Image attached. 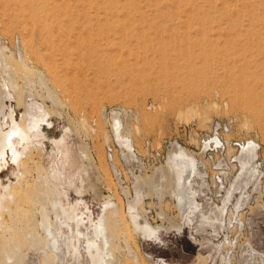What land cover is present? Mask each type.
<instances>
[{
	"label": "rangeland",
	"instance_id": "rangeland-1",
	"mask_svg": "<svg viewBox=\"0 0 264 264\" xmlns=\"http://www.w3.org/2000/svg\"><path fill=\"white\" fill-rule=\"evenodd\" d=\"M119 1L118 12L104 15L92 4L97 0H0V34L7 38L18 35L26 58L21 64L19 57L9 56L8 63L21 89L28 75L34 81L35 94L54 113V126L46 130L48 137L60 138L68 132L82 167L77 185L82 188L86 206L95 220L103 215L106 203L117 204L123 211V222L119 223L107 213L114 236V256H107V264H155L156 258H162L156 264H201L199 256L206 258L205 264H264V178L257 183L252 176L241 179L240 189L235 188L227 202L225 227L215 223L219 235L186 229L175 232L171 225L179 221L180 215L166 166L169 141L178 140L200 153L201 139L217 119L229 124L230 131L225 135L228 139H257L264 165V120L251 110L261 102L253 103L244 89L224 79L225 74H257L264 78V0H256L261 4L258 12L245 7V0H184L189 4L183 3V7L179 6L180 0H134V6L132 0ZM195 1L205 6H192ZM204 1H217V8L208 7ZM33 2L35 6H46L52 14L47 15L52 31H41V22L32 15ZM123 6H129V10ZM107 40H113L112 45ZM165 74L185 75L177 84ZM257 104L255 108L260 109L262 103ZM115 107L128 111L114 114L121 121V139L113 131L114 116L107 115ZM191 110L194 115L189 114ZM122 139L135 148V171L128 168L131 158L126 155ZM108 143L115 145L113 162L118 173L107 158ZM50 149L49 139H45L44 148L34 150L31 161L20 168L29 174L23 184L31 187L36 206L22 203L29 212L24 213L26 222L17 224L18 244L13 233L0 232V264H57L49 238L39 226V211L43 206L49 209V200L59 198L68 208L70 203L78 202L80 194L72 190L69 199L59 197L39 178ZM228 152H239V157L242 150L229 147ZM204 160L205 179L213 184L214 163ZM230 162L225 158V195L242 170L241 164ZM12 171L13 166H9L0 173V190L2 183L15 180ZM197 181L201 184L200 179ZM47 189L51 196L41 197L39 190ZM209 190V197L219 198L217 188ZM138 194L141 216L164 226H157L158 240L144 238L131 223L128 205ZM4 217L11 222L7 213ZM51 217L55 221V216ZM141 220L143 226L148 223ZM55 230L56 235L61 232L58 227ZM62 232L68 235L67 229ZM81 249L80 260L69 250L63 264H88L84 244Z\"/></svg>",
	"mask_w": 264,
	"mask_h": 264
},
{
	"label": "bare ground",
	"instance_id": "bare-ground-1",
	"mask_svg": "<svg viewBox=\"0 0 264 264\" xmlns=\"http://www.w3.org/2000/svg\"><path fill=\"white\" fill-rule=\"evenodd\" d=\"M117 1L119 0H97V2L92 3V4L95 5L96 11L98 13L102 11L104 15L105 14L110 15L113 12L115 13L119 11L120 7L116 6L118 4ZM186 1L185 2L184 0L178 1L179 6H182L183 3L186 5L189 4L187 2H189L190 0L187 2ZM217 1L209 2L207 4L204 1V3L208 5V7L213 8L217 6ZM245 1L244 3H246V6L245 4L243 5L245 7H249L253 9L254 11H256L261 6V4L259 5V2H258L259 0L258 1L255 0V2L252 0L251 1L249 0L246 2ZM261 1L263 2V0ZM135 3L136 2H134V0L131 1V5ZM191 3H190V6H191ZM194 4L192 3V6H197L199 8H202L203 6H205L204 4H199L197 1H195ZM223 4L225 5V2H222V5ZM135 5H137V3ZM34 6L35 5L33 2L32 7ZM127 7L129 8V6H123L122 8L127 10L128 9ZM49 13L50 12L46 6H42V5L37 6V4L32 10V15L34 16V19L41 22V27H42L41 31H44L45 33L50 32L51 30L50 28L51 26L49 25L47 21L48 20L47 15ZM50 17H52V14ZM99 20L100 19H98V21ZM252 25H253V20H251L250 22V26ZM112 42L113 40H107V43L111 44ZM9 56H12L14 58L18 57L13 54H7L6 57L4 56V62H5L4 68L0 72V173L3 172L7 167L13 166L14 171H12V175L15 178V180L14 181L10 180L7 184L2 183L1 185L0 232L5 230L9 232L8 235H10V233H13L12 237H13V240L15 241L19 234L17 230L18 229L17 224L22 225L24 222H26L24 213L29 212L23 207L24 204L22 203L30 202L31 204L33 203L36 206L35 204L36 202L33 200V197H32L33 196L32 191H30L31 187L28 188L25 184H23L25 183L24 181L25 178L27 177V175L29 176V174L27 173V171H26L27 175L25 172H21L20 168L21 166H26L27 165L26 163L28 161L29 162L31 161L29 159H31L33 151L34 150L41 151L44 148L45 139H47V141L49 139V142L51 144V149L47 151L46 166L41 167L39 169V173H40L39 178L44 180L46 187H53L59 197L63 196L64 198L69 199V192L74 190L76 194H80L79 195L80 198L78 197L79 199L78 202L70 203L68 208L64 205V203L61 201L60 198L59 200H56V199L49 200L50 202L49 205L51 208L49 207L48 209L47 206L42 205L43 206L42 210L39 211L40 216H41V221L39 223V226L41 227L42 231L47 236L46 238H49L48 240L50 243V247H51L53 254L56 257L57 264L64 263L63 262V260L65 259L64 257L69 252V250L70 251L72 250L74 256L76 257L75 259H77L82 252L81 251L83 249V248L81 249L82 244H84V251L87 254L86 258H87L88 264H107L106 262L107 256L110 258L114 256V253L111 250V244L114 239L112 237L114 236H112V233L107 224V218H108L107 213L109 212V217L111 219L112 218L115 219V221L119 223L121 221L123 222V213H122L123 211L121 210V208H119L117 204L106 203L104 205L103 215L100 218H98V220H95L93 218L92 212L89 209L90 207L88 208V206H86L85 200L82 197V193H83L82 188L79 185H77L78 180L81 179L80 171L82 170L81 169L82 167L80 166V163L77 159V156H76V153L73 147L69 143L68 132L65 131L60 138L48 137L46 130L54 126V121H53L54 113L47 107L45 102H43V100L39 98L37 93L35 94L34 81L29 80L28 75H26V78H25V80L26 79L27 80L25 81L24 88L21 89V87L18 85V82H16L14 68L8 63L7 57ZM24 58H25V54L19 57L20 61L23 60L21 61V64H24L26 62L25 61L26 58L25 60ZM28 65L29 64H27V67ZM184 75L185 74H168L166 76L165 74V77L170 76L172 80H175L176 83L178 84L181 81H183ZM223 75L224 74H221V76ZM236 75L237 74H225L224 79H227L235 87L244 89L249 94V97L251 99L252 98L254 99L253 103L259 101L262 103L261 106L264 107V78L262 79L261 76L257 74H247L246 76L240 74L241 77H238V76L236 77ZM218 78L221 79L220 76ZM167 79H168L167 81H169V78ZM164 82H166V80ZM256 104L257 103H255L254 105L256 106ZM255 106H253L254 108L251 107V110L254 113H256L261 119L263 117V120H264V114L262 113V111L264 112V110L262 109L263 107L261 108L260 106V109L262 110L259 111L260 109L257 107L256 109ZM190 112H192V114L194 115V111L192 110L189 111V114H191ZM113 116L114 117H113L112 126H113L114 134L118 137V139H121L122 137L121 135H119V133L123 134L121 131L119 132L121 128V121L119 120L117 116L115 115ZM213 138L214 137H212V141H215L216 139L215 138L213 139ZM121 141L123 143V146L126 148L127 157H133L134 153L137 156L135 152V148L133 147L131 142H129L128 140H123V139ZM248 141L250 143L247 145L246 144L243 145L242 152L240 156L238 157L239 162L241 164V168H242L241 173L239 177H237L234 180L231 187L227 191V194L225 195L226 192L223 194L222 199H221L222 205H218L216 207L218 214H216V217L214 219H221L222 211L224 209H225V212L228 210L227 202L229 198L231 199L230 196L231 194H233L232 191L235 188H238L241 186L240 181L243 177L248 176V179H249V177L251 178V176H255L256 173L262 174L261 171H259L252 163L254 161V158L256 156V151H257V147L255 146V144H253V142L255 141L253 139H249ZM133 148L134 150H132ZM195 157L196 156L191 154V152L190 153L187 152L185 147H180L170 152L166 160L167 170L171 176L169 182H171V185H172V192H173L172 195L178 201L177 206L180 210V217H181V221L173 223L171 227L178 231L184 230V228L187 226L193 229L194 226H191L192 223L193 224L196 223L195 225L196 231H199L204 226V224L207 223L210 219L208 215H206V212H204L203 208L200 206V202L198 200L199 197L204 196L201 187L196 188L195 193H194V199L190 202L188 209H186L182 205V201L184 199L183 187H185L186 183L191 180V176L193 173L198 174L200 177L202 175V171L199 170V167H198L199 161H197ZM203 162L204 164H206L205 161ZM27 168H30V167H27ZM244 180L245 179H243V181ZM255 181L257 183L258 179ZM239 189L240 188H238L237 190ZM39 195L41 197L45 195L51 196L49 190L45 192H41L39 190ZM139 197L140 196L138 194L136 199L130 202L128 205V215L130 217L131 223L135 231L139 233L140 235H142L144 238L158 240L160 239V228L157 226H162V227L164 226L154 225L151 222H149L146 218H143V216H141V213L139 209L137 208V204L139 203V200H140ZM38 203L39 202H37V204ZM14 205H15V208L12 207ZM38 205H40V203ZM32 210L33 208L31 209V211ZM6 213L11 218L10 219L11 222L9 221V223L6 221V218L4 217ZM19 215H22V216L19 217ZM29 215H26V217L27 216L31 217ZM14 216L15 217L17 216V217L14 218ZM51 216H55L56 218L55 221H53V218ZM28 217L27 219H29ZM140 218H142L141 221H146L148 223L144 226L141 225ZM28 221H31V220L29 219ZM58 224L60 225L58 226ZM57 227H58V230L61 231L59 232V234H57L58 236L56 235V230H55V228ZM63 228L67 229L68 233L67 232L65 233H67L68 235H65L62 232ZM217 229L218 227L215 228V230ZM29 237H30V234H29ZM31 237H34V234H31ZM26 238H27V234H26ZM16 241L18 244L19 240H16ZM201 244H204V243L201 242ZM7 255H8V259L12 258V255H10L9 253H7ZM198 258L201 259L200 261L201 264H205L206 258L201 257V256H199ZM161 259L162 258H156L155 264L157 261H161ZM77 260H80V259H77ZM111 261L112 259L108 262H111ZM77 262L78 261H76V263Z\"/></svg>",
	"mask_w": 264,
	"mask_h": 264
},
{
	"label": "built area",
	"instance_id": "built-area-1",
	"mask_svg": "<svg viewBox=\"0 0 264 264\" xmlns=\"http://www.w3.org/2000/svg\"><path fill=\"white\" fill-rule=\"evenodd\" d=\"M7 54H13L18 57L21 55H24V47L21 38L18 35H15L12 38H7L3 35L0 34V72L4 68V56L6 57ZM114 115H122V114H127L128 111L125 108L122 107H115L114 109H111L107 115L110 114ZM120 131L123 133L122 128ZM230 131L229 124L221 119H217L213 122L212 124V130L207 134L206 136L202 137L201 139V149L200 153L194 151L193 149H189L185 146L182 145L178 140L174 141H169L166 145L168 148V152H172L174 149L180 148V147H185L187 152H191L196 158L198 159V167L199 170L202 171L201 177L198 174H192L191 180L188 181L183 187V196L184 199L182 201V205L188 209L190 202L194 199V193L196 188H200L203 191V195L198 198L200 202V206L203 208L204 212H206V215L210 218L207 223L204 224V226L199 230V232H207L210 236H216L220 234V229L218 228L215 230L216 224L219 226H224L225 227V209L222 211V216L221 219H214L216 217V214H218V211L216 210V207L218 205H222V196L225 193V158H230L232 164H239V159L237 157V153H232L229 155V147H233L234 149H238L239 151L242 150V147L244 144H249L250 142L247 139H228L225 135ZM126 136H128L126 133H124ZM212 137H214L216 140L212 141ZM211 138V139H210ZM213 138V139H214ZM253 139V138H251ZM131 140V139H130ZM255 142V146L257 147L256 151V156L254 158V161L252 162L254 166L261 171L262 174L256 173L254 177L255 180L261 181L264 178V165L263 161L260 158L259 150L261 149V144L257 139H253ZM106 152H107V158L111 162L113 166V170L115 173H118V169L116 165L114 164V158H115V145L112 143H108L106 145ZM168 153V155H169ZM137 156L134 153L133 157L131 158L129 169L134 170L133 168V161L135 160ZM168 157V156H167ZM219 158L220 160H217ZM204 159H210L214 163V169H215V174L212 175V182L213 184L209 183L205 178L208 176L207 175V170H206V164H204L203 161H206ZM203 160V161H202ZM198 179L201 180V184L198 183ZM214 186L217 188L220 192V195L217 196L219 197L218 199L216 197H209L207 194L209 193V189ZM176 202L178 203L177 199L175 198ZM201 200V201H200ZM215 208V209H214ZM179 215H180V210L178 208ZM159 219H164V217L159 216ZM181 221V217H179V221ZM196 223H192L191 226H194V228H190L189 226L185 227L184 230L186 229L188 232H198L196 231L195 228ZM209 226V227H208ZM178 231L173 229L175 232H184ZM210 230V231H209Z\"/></svg>",
	"mask_w": 264,
	"mask_h": 264
}]
</instances>
